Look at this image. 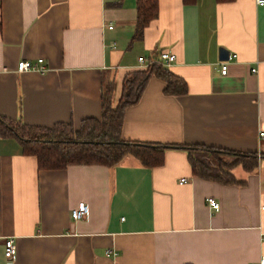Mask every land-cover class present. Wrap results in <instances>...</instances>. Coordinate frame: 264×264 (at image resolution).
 Instances as JSON below:
<instances>
[{
    "label": "crops",
    "instance_id": "1",
    "mask_svg": "<svg viewBox=\"0 0 264 264\" xmlns=\"http://www.w3.org/2000/svg\"><path fill=\"white\" fill-rule=\"evenodd\" d=\"M136 21L137 0H0V119L79 130L101 118L106 84L118 104L125 77L148 69L144 57L184 81L186 93H167L152 73L124 110L122 139L251 155L256 168L238 163L237 183L222 184L194 175L186 149L167 148L155 167L128 155L111 167L45 170L16 137L0 136V264H258L264 256V6L158 0L140 39ZM163 51L175 61H160ZM38 58L44 71H17ZM82 203L88 215L73 220ZM8 238L13 261L4 257Z\"/></svg>",
    "mask_w": 264,
    "mask_h": 264
},
{
    "label": "trees",
    "instance_id": "2",
    "mask_svg": "<svg viewBox=\"0 0 264 264\" xmlns=\"http://www.w3.org/2000/svg\"><path fill=\"white\" fill-rule=\"evenodd\" d=\"M158 16V0H137L135 39L143 36L144 29ZM152 73L167 83L166 92L186 93L184 81L160 66L152 65L143 71L130 73L123 81L118 104L112 105L113 85L106 84L102 91L100 119H86L75 130L71 124L59 123L51 128L32 127L0 119V136L16 137L26 154L35 156L39 169H64L70 165H117L131 155L146 167L163 163L167 148L186 149L194 175L222 184H236L231 169L241 163L247 171L256 168L251 155L219 151L203 146H181L138 143L122 139L124 110L135 104ZM232 157L231 161L226 158Z\"/></svg>",
    "mask_w": 264,
    "mask_h": 264
},
{
    "label": "built area",
    "instance_id": "3",
    "mask_svg": "<svg viewBox=\"0 0 264 264\" xmlns=\"http://www.w3.org/2000/svg\"><path fill=\"white\" fill-rule=\"evenodd\" d=\"M255 2L258 6H264V0H255ZM109 28L111 29L112 26H109ZM175 59L176 57L174 54L166 52V51L161 52L159 55V60L165 62V64L167 65L174 62ZM138 62L141 65H144L146 68H149L155 63V61L147 60L144 57H140L138 59ZM43 63H44L43 58H38L35 61L21 60L17 64V71L18 72H24L28 70L44 71ZM220 71L222 74H226L227 72L226 63L220 64ZM184 181L185 179H182L180 183H183ZM207 203H208V206L215 211H218L220 209L219 202L214 198H209ZM262 209L264 210V207H262ZM88 213H89L88 205L85 203H82L78 208L71 211V218L73 220H79V219L86 217ZM262 239H264V234H262ZM112 254L115 255L114 252ZM16 255H17V247L15 245L14 239L13 238L5 239L4 257L6 258V260L13 261L16 258ZM258 264H264V256L260 259Z\"/></svg>",
    "mask_w": 264,
    "mask_h": 264
},
{
    "label": "water",
    "instance_id": "4",
    "mask_svg": "<svg viewBox=\"0 0 264 264\" xmlns=\"http://www.w3.org/2000/svg\"><path fill=\"white\" fill-rule=\"evenodd\" d=\"M219 54H220L219 59L222 61L228 60L230 58V53L223 48L220 49Z\"/></svg>",
    "mask_w": 264,
    "mask_h": 264
},
{
    "label": "rangeland",
    "instance_id": "5",
    "mask_svg": "<svg viewBox=\"0 0 264 264\" xmlns=\"http://www.w3.org/2000/svg\"><path fill=\"white\" fill-rule=\"evenodd\" d=\"M224 158H226V156H225ZM226 159H227L228 161H231V160H232V157H227Z\"/></svg>",
    "mask_w": 264,
    "mask_h": 264
}]
</instances>
